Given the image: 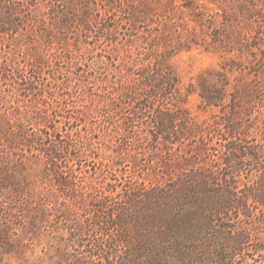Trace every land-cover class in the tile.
<instances>
[{"label": "trees", "instance_id": "obj_1", "mask_svg": "<svg viewBox=\"0 0 264 264\" xmlns=\"http://www.w3.org/2000/svg\"><path fill=\"white\" fill-rule=\"evenodd\" d=\"M63 2L0 0V37L39 43L23 66L0 54V79L13 80L10 90L19 103L43 96L45 84L38 85L35 69L42 73L59 48L41 46L38 38L48 40L50 32L61 35L77 23L92 25L88 13L77 17V7ZM220 6L223 25L206 34L221 60L185 94L196 93L203 108L215 110L209 120H196L178 104L184 101L170 63L175 48L159 52L151 46L123 65L114 97L104 102L113 109L119 99L134 108L147 151L154 152L149 165L160 166L155 181L125 179L121 148L117 157L85 163L94 154L90 141L60 139L48 114L36 121L19 106L10 112L14 120L2 115L0 257L24 253L15 229L39 234L47 227L60 233L55 251L65 264H190L193 252L201 256L196 264H254V255L264 253V0H223ZM131 17L136 21L137 14ZM195 17L200 26L197 12ZM113 30L105 26L106 33ZM130 124L122 121L120 133L129 135ZM180 151V159L167 157ZM91 169L93 175L84 176Z\"/></svg>", "mask_w": 264, "mask_h": 264}, {"label": "rangeland", "instance_id": "obj_2", "mask_svg": "<svg viewBox=\"0 0 264 264\" xmlns=\"http://www.w3.org/2000/svg\"><path fill=\"white\" fill-rule=\"evenodd\" d=\"M222 1L64 0L66 8L70 2L77 7V17L88 13L92 25L83 27L77 23L69 29H62L61 35L57 31L55 36L54 32H50L49 39L44 38L46 42L38 38L41 46L51 44L55 48L59 47L55 55L49 57L48 65L42 67V73L35 69L38 85L42 87L45 84L46 90L37 103H19L16 93L10 90L13 80L0 79V120L4 114L14 120L16 117L10 112L19 106L23 115L32 117L33 120L36 118V121L39 120L38 115H42L43 119L48 114L49 119L55 118L53 125L58 128L60 139L73 144L90 141L94 154L85 163L92 165L93 161H107L108 156L109 159L117 157L115 150L121 148L127 154L124 165L119 170L125 179L136 177L142 182L144 177L146 181H155L160 177V166L149 165L154 152L147 151L150 146L147 145V139L141 137L144 124L134 120V108L131 104L121 103L117 98L113 109L105 105L110 97H114L113 86L118 85L119 69L123 65L142 58L150 51L151 46L159 52L164 47L175 48L170 63L180 78L184 101L178 104L187 108L196 120H209L215 110L203 108L196 93L186 97L185 94L187 90L197 86L200 76L217 67L221 60L207 34L212 27L223 25L224 12L222 5L220 6ZM76 4L89 5L90 9L86 10ZM132 12L137 14L136 21L131 17ZM196 12L200 16V26L194 20ZM107 25L114 26L112 33L105 32ZM34 46H39L34 39L23 38L16 42L9 35L0 37V54L13 58L14 66L28 63L31 60L28 53ZM68 50H71V55L68 54L67 58L64 55L69 53ZM24 68L27 74H34V69ZM103 105L106 109H103ZM127 120L131 123L128 128L130 133L125 136L120 133L118 125ZM181 153L176 152L167 157L180 159ZM77 163V160L72 161L75 169H79ZM30 167L36 171L40 164L31 163ZM93 173L91 169L84 176L90 177ZM29 174L30 177L35 175L31 170ZM14 231L21 234L26 249L22 254L13 252L0 257V264H65L55 251L56 237L60 233L53 227L42 228L39 234L23 233L20 228ZM259 236L264 239V226L260 229ZM71 251L80 255L73 248ZM192 257L190 264H196L194 259L201 256L193 252ZM254 259V264L264 263V253H256ZM175 263L179 264L176 259ZM137 264L150 263L147 259H142Z\"/></svg>", "mask_w": 264, "mask_h": 264}]
</instances>
